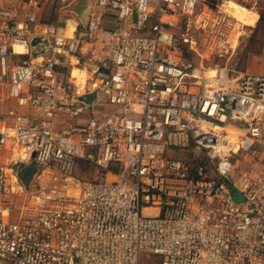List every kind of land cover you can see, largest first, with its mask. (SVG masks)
<instances>
[{"label":"built area","instance_id":"2783aa9c","mask_svg":"<svg viewBox=\"0 0 264 264\" xmlns=\"http://www.w3.org/2000/svg\"><path fill=\"white\" fill-rule=\"evenodd\" d=\"M80 1L0 0V264H264V67L232 66L227 0Z\"/></svg>","mask_w":264,"mask_h":264},{"label":"rangeland","instance_id":"374dc122","mask_svg":"<svg viewBox=\"0 0 264 264\" xmlns=\"http://www.w3.org/2000/svg\"><path fill=\"white\" fill-rule=\"evenodd\" d=\"M211 3H213L216 0H209ZM236 1V0H234ZM54 7L51 4L47 9L46 14V20H49L55 24L65 26L66 20H67V26H66V33L70 36L73 35L75 31V23H79V18L75 14H71L68 16H63L59 13L53 12ZM153 20H150V23H152ZM105 27H109L108 22L106 23ZM110 28V27H109ZM243 30L246 32V35L242 36L240 38L239 45L236 47V52L231 56L230 62L232 63V66L236 69L238 72H246L248 70L253 71L252 65L253 62L256 60L258 61L257 68H260L262 66V60H260V57L262 54H264V10L262 11L260 15V20L257 23V26L255 28L244 26ZM25 58L28 60L29 57L25 56ZM65 71H67L65 69ZM72 78L77 81V83H84V75L81 73V69H78L77 67L74 68L71 71ZM8 157H2L3 161H8ZM246 162L243 160L240 162V169L246 168L245 166ZM252 170L257 171L259 168V165L257 161H254L252 163ZM40 170V167L36 163H30L28 165H22L20 166V177L21 181L24 183L25 186H30L33 181L34 174L37 173ZM234 200L236 202L242 201V197L235 193L234 194Z\"/></svg>","mask_w":264,"mask_h":264},{"label":"bare ground","instance_id":"6f19581e","mask_svg":"<svg viewBox=\"0 0 264 264\" xmlns=\"http://www.w3.org/2000/svg\"><path fill=\"white\" fill-rule=\"evenodd\" d=\"M225 8L228 10V12L231 13V15L236 18V23L234 25V29L231 33V44L233 48H235L238 43L241 36L246 35V32L243 30L244 26L253 27L255 28L257 26V23L260 19V16L257 12L248 9L246 7H243L239 3H237L234 0H227L225 2ZM65 34L67 36H70L66 33V29L64 30ZM17 51H20V53H27V50L22 47H17ZM41 60V57L38 59ZM84 71V70H83ZM85 72V71H84ZM81 73L84 75L85 78H87V75L81 71ZM75 83H77L76 80H74ZM85 83V79L83 80ZM84 83H77L79 85H84ZM14 156H21L25 154V150L23 148H15L14 149Z\"/></svg>","mask_w":264,"mask_h":264},{"label":"crops","instance_id":"0c3cea01","mask_svg":"<svg viewBox=\"0 0 264 264\" xmlns=\"http://www.w3.org/2000/svg\"><path fill=\"white\" fill-rule=\"evenodd\" d=\"M91 3V1H89ZM170 20H174V19H170ZM260 20V19H259ZM108 22V25L110 28H114L116 27V21H115V18L113 16H109L107 19H106V23ZM259 22V21H258ZM105 23V25H106ZM242 37V36H241ZM240 37V38H241ZM240 42V41H239ZM239 45V43H238ZM237 45V46H238ZM236 46V47H237ZM233 47V46H232ZM235 47V48H236ZM260 57V60H262V66H260V68H257V64H258V61H254L253 62V65H252V69H254L252 72H260L262 71L263 67H264V54H262ZM57 62H58V69L59 71H61L63 74H65L66 76H69L70 79H72L73 81L75 79L72 78V75H71V71L74 69V68H78V69H81V71L83 73H85L88 77V74L87 71H86V68H88V66H86L85 64L83 63H80L79 60L76 58V57H73V56H70V55H60L57 57ZM65 69L67 71H65ZM85 72H84V71ZM250 71V70H248ZM85 78V77H84ZM85 81H86V78H85ZM75 82V81H74Z\"/></svg>","mask_w":264,"mask_h":264},{"label":"water","instance_id":"95a60500","mask_svg":"<svg viewBox=\"0 0 264 264\" xmlns=\"http://www.w3.org/2000/svg\"><path fill=\"white\" fill-rule=\"evenodd\" d=\"M89 7V2L87 0H81L75 7V12L81 17V20L85 22L87 18V8ZM32 48L35 50L37 47H43L44 53L49 51V45L46 39L42 38H34L31 42ZM37 56V53L34 54ZM96 93L92 95H87L82 98V100L88 104L92 103V101L95 99Z\"/></svg>","mask_w":264,"mask_h":264},{"label":"trees","instance_id":"16d2710c","mask_svg":"<svg viewBox=\"0 0 264 264\" xmlns=\"http://www.w3.org/2000/svg\"><path fill=\"white\" fill-rule=\"evenodd\" d=\"M21 178V177H20Z\"/></svg>","mask_w":264,"mask_h":264}]
</instances>
